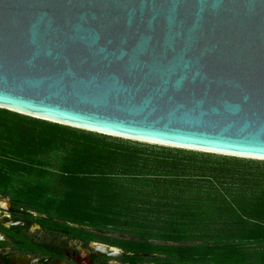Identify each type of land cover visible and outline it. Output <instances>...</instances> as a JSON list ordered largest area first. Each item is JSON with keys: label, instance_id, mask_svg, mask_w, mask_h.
<instances>
[{"label": "water", "instance_id": "1", "mask_svg": "<svg viewBox=\"0 0 264 264\" xmlns=\"http://www.w3.org/2000/svg\"><path fill=\"white\" fill-rule=\"evenodd\" d=\"M0 109L264 161V0H0Z\"/></svg>", "mask_w": 264, "mask_h": 264}, {"label": "trees", "instance_id": "2", "mask_svg": "<svg viewBox=\"0 0 264 264\" xmlns=\"http://www.w3.org/2000/svg\"><path fill=\"white\" fill-rule=\"evenodd\" d=\"M0 194L22 219L33 220L27 212L34 210L50 229L90 239L71 225L113 232L165 222L166 240L213 237L195 248L199 262L223 255L221 263L264 264V161L138 143L0 109ZM184 223L192 228L176 226Z\"/></svg>", "mask_w": 264, "mask_h": 264}, {"label": "flooded vegetation", "instance_id": "3", "mask_svg": "<svg viewBox=\"0 0 264 264\" xmlns=\"http://www.w3.org/2000/svg\"><path fill=\"white\" fill-rule=\"evenodd\" d=\"M27 214L33 220L22 219L25 215L13 208L10 199L0 201V216L4 218L0 232L10 240L0 242L1 264H231L220 262L226 260L223 255L199 262V255L192 254L202 243L200 239L194 236L186 241L163 239L164 229L168 227L165 222L138 223L135 225L144 227V230H137L134 225L113 232L71 225L92 233L89 239L81 232L73 235L69 230L44 227L39 222L44 217L34 210ZM13 222H25L29 227L7 225ZM176 226L192 228L187 223ZM29 242L31 248L25 246ZM106 249L119 254L108 256Z\"/></svg>", "mask_w": 264, "mask_h": 264}, {"label": "rangeland", "instance_id": "4", "mask_svg": "<svg viewBox=\"0 0 264 264\" xmlns=\"http://www.w3.org/2000/svg\"><path fill=\"white\" fill-rule=\"evenodd\" d=\"M247 161H249V160H247ZM1 195V194H0ZM1 196H3V195H1ZM1 200H9V198H7V197H1L0 198V201ZM205 229H207V232H214V234H220V233H222V229L220 230V229H215L214 227H212V226H206V228ZM216 230V231H215ZM204 240H209V241H213V237L211 236H209V237H207L206 239H200V243L202 242V241H204Z\"/></svg>", "mask_w": 264, "mask_h": 264}, {"label": "bare ground", "instance_id": "5", "mask_svg": "<svg viewBox=\"0 0 264 264\" xmlns=\"http://www.w3.org/2000/svg\"><path fill=\"white\" fill-rule=\"evenodd\" d=\"M2 205H3V206H6V204H5V203H2ZM0 221H1L2 223H4V218H3L2 216H0ZM7 225H9V226H10V224H9V223H7Z\"/></svg>", "mask_w": 264, "mask_h": 264}]
</instances>
